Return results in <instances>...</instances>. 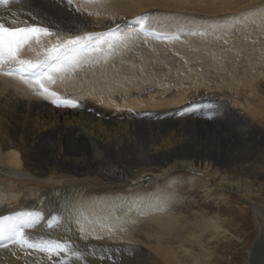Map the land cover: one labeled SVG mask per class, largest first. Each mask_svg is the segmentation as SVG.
I'll use <instances>...</instances> for the list:
<instances>
[{
  "label": "bare ground",
  "instance_id": "bare-ground-1",
  "mask_svg": "<svg viewBox=\"0 0 264 264\" xmlns=\"http://www.w3.org/2000/svg\"><path fill=\"white\" fill-rule=\"evenodd\" d=\"M76 7H86L83 16L61 0L0 1L9 23L31 22L28 13L36 12L88 25L83 31L119 25L134 33L112 55L48 85L77 107H57L0 72V187L10 193L0 194V217H39L25 234L70 249L49 256L3 240L0 264H51L71 251L92 264H223L217 251L234 249L238 232L255 223L245 264H264V208L227 200L236 194L253 204L264 192V0H103L90 7L76 0ZM144 14L145 28L166 39L138 30ZM49 40L56 42L47 38L45 46ZM190 106L196 109L184 113ZM176 174L205 196L218 191L224 203L197 202L202 209L187 219L183 203L131 185L161 179L173 189ZM106 253L117 261L99 257Z\"/></svg>",
  "mask_w": 264,
  "mask_h": 264
},
{
  "label": "snow or ice",
  "instance_id": "snow-or-ice-1",
  "mask_svg": "<svg viewBox=\"0 0 264 264\" xmlns=\"http://www.w3.org/2000/svg\"><path fill=\"white\" fill-rule=\"evenodd\" d=\"M103 0H83L84 5L94 6L101 4ZM73 14L83 16L86 7H76V0H61ZM92 15V13H88ZM16 17L17 13H10ZM31 22L27 19H13L10 23L0 18V72L19 79L36 95L49 100L57 107H77L78 103L61 98L52 91L48 85L55 84L58 79L74 73L94 58L112 55L122 44L132 38L134 33L123 32L119 25L106 31H83L88 25L73 22L70 25L41 17L39 13L29 12ZM148 15L137 18L140 30L146 35H158L155 32H147L145 23ZM65 32H79L77 35H64ZM47 38H55V43ZM158 38H167L158 35ZM40 51H36V48ZM26 50L35 52V58H23ZM39 217L31 214L0 217V241L9 243L24 249H35L47 253L49 256H59L62 252H69L67 243L54 240L32 241L25 234V228H34Z\"/></svg>",
  "mask_w": 264,
  "mask_h": 264
},
{
  "label": "rangeland",
  "instance_id": "rangeland-1",
  "mask_svg": "<svg viewBox=\"0 0 264 264\" xmlns=\"http://www.w3.org/2000/svg\"><path fill=\"white\" fill-rule=\"evenodd\" d=\"M177 177L178 178H176V180H175V183H174L175 186L173 189L170 188V186H168V185L166 186V184H164V181H162L161 179L152 180L151 186L148 188L146 187V185H147L146 183H143V184H141V182L138 183L139 181H137V180L139 178L134 179L131 182V185L136 186L137 184H139V187H143V190L146 192L158 191L160 193V197L167 204H170V205L174 204L175 205V204L183 203L184 208L182 210H180V214L183 217H187V219H192L196 215V213H198L199 209L200 210L202 209V207L198 208L197 202H202L204 200L210 201V202L213 201L215 205L224 203V202L218 200L219 199V198H217L218 197V191L213 190L209 197L205 196L206 193H204L203 190H201L200 188L195 189L197 191L192 190V189H194V187L191 186L190 183L187 182V176L177 175ZM86 179H89V177L86 176ZM180 179H181V181H180ZM183 182H185V183H184L183 187L181 186V189H180L179 186H180V184H183ZM6 183H8V182H6ZM177 183L179 186H177ZM95 185H96V183L91 184L90 186L86 187V189L92 188ZM15 186H17L16 182H15ZM18 187L21 189L23 188L19 184H18ZM175 189H178V191H176ZM0 194L7 197L10 193L7 189H4V187H0ZM91 195H92V198H94V197L96 198L98 196H101V192H94ZM84 198H85V196H83V197L80 196V199H84ZM227 200H229V202H230L229 205H233L235 207L242 208V209H244V208L245 209L246 208L253 209L252 207L254 206V204H256L257 206L259 205L260 207L264 208V192L262 194H260V196H258V198L255 201H252L253 204L250 203L249 201L242 199L241 197H239L236 194H230L229 196H227ZM53 216H51V214H50V217L53 218ZM229 219H231V217ZM237 222L239 223V221H237ZM256 227H257V223L251 224L249 226L246 225L244 228V231L242 233L238 232V234H237L238 236L234 238V242H235V240L239 241L238 242L239 245L234 247V249L233 248L228 249L226 252L217 251L216 260L217 261L218 260L223 261V264H245L246 263V248H247V245H249L250 242L252 240H254V238L257 235V232H258L257 228L258 227L257 228ZM141 233H142V231H141ZM238 237L240 238V240H238ZM71 252L67 253L64 257L53 260L51 264H77V263L78 264H90V263L92 264L91 259L89 258L90 256H87L84 252H83L84 253L83 254V253H79L78 251H76L78 254H80V257H77L75 255V254H77L76 252L75 253L74 252L71 253ZM106 254H101L99 257H101V259L108 260L112 263H115L117 261V257L113 256V254L109 253L110 256L108 254L107 255ZM103 255L106 257H104ZM111 255H112V257H111Z\"/></svg>",
  "mask_w": 264,
  "mask_h": 264
}]
</instances>
